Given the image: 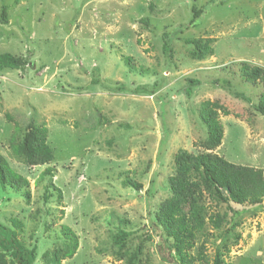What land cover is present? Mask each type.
<instances>
[{
  "label": "rangeland",
  "instance_id": "obj_1",
  "mask_svg": "<svg viewBox=\"0 0 264 264\" xmlns=\"http://www.w3.org/2000/svg\"><path fill=\"white\" fill-rule=\"evenodd\" d=\"M192 8L203 13L189 27ZM192 40L212 55L198 59ZM3 53L26 66L0 72V156L28 185L0 192V222H15L18 240L36 248L34 264H51L67 229L78 247L61 264H125L117 230L131 233L124 252L139 250L136 264H173L160 257L151 219L170 197L181 151L264 175V120L252 107L264 102V84L240 75L243 63L264 69V0H0ZM207 102L223 130L210 151ZM28 123L46 130L48 165L28 166L10 149ZM46 168L52 175L41 177ZM201 205L196 264L218 251L222 264H264L263 204H230L235 218L206 193ZM216 214L218 229L208 221Z\"/></svg>",
  "mask_w": 264,
  "mask_h": 264
},
{
  "label": "trees",
  "instance_id": "obj_2",
  "mask_svg": "<svg viewBox=\"0 0 264 264\" xmlns=\"http://www.w3.org/2000/svg\"><path fill=\"white\" fill-rule=\"evenodd\" d=\"M202 13L203 10L192 8V19L188 26L194 27ZM4 14L3 8L2 19ZM162 42L163 54L170 56L172 38L168 34H164ZM187 43L199 51L198 59L212 55V50L208 48L206 43L203 44L201 41L194 40L187 41ZM25 66L26 63L20 57L8 53L0 54V72L19 70ZM240 75L248 83L259 81L264 84V69L258 66L251 67L249 64L243 63ZM96 76L99 78L98 75ZM188 82L189 86L196 84V81L190 80ZM114 89L120 91L122 87ZM137 89L141 88L138 87ZM186 95L189 96V93L186 92ZM233 96L247 103L250 102L242 95L234 93ZM210 106V103H205L201 112V120L206 127L205 147L208 151L220 146L223 137L222 127L216 120L215 109H211ZM252 107L264 120V102ZM46 140V130L43 127L28 123L20 141H11L10 149L16 156L22 158L28 166H45L53 159L52 150ZM174 163L175 175L169 179L170 197L163 202L158 212L151 219V227L156 231V236L159 239L158 249L161 259L173 264H196L200 258H193L190 251L194 247L197 234L205 226L201 205L203 193H206L210 200L216 202L217 205L227 206L232 217L235 218L241 211L231 209L230 204L243 206L264 203V175L260 170L230 164L222 157L211 153L192 155L181 151L175 155ZM51 175L52 170L50 168H46L41 173V177ZM27 185V180L13 172L3 157L0 156V192L5 191L7 187L17 191L27 187ZM132 186L135 190L140 189L135 184ZM24 196L28 199V192H25ZM44 199L46 201L47 197ZM208 221L217 229L222 222L218 214L211 215ZM14 225V221L11 222V226L0 222V264H34L37 258L36 248L26 247L18 240ZM64 236L65 247L62 250H55L49 263L61 264L62 260L71 258L75 254L78 247L76 237L69 229L66 230ZM130 236V232L117 230L113 242L117 247L116 255L118 258L125 259V264H136L139 250L127 256L124 252ZM5 257L9 258L10 261L7 262ZM222 263L218 251L215 253L211 264Z\"/></svg>",
  "mask_w": 264,
  "mask_h": 264
},
{
  "label": "water",
  "instance_id": "obj_3",
  "mask_svg": "<svg viewBox=\"0 0 264 264\" xmlns=\"http://www.w3.org/2000/svg\"><path fill=\"white\" fill-rule=\"evenodd\" d=\"M263 206H264V203H263Z\"/></svg>",
  "mask_w": 264,
  "mask_h": 264
}]
</instances>
